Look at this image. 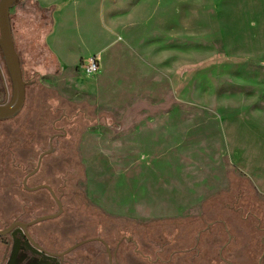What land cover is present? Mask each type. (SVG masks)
Instances as JSON below:
<instances>
[{"label": "rangeland", "instance_id": "obj_1", "mask_svg": "<svg viewBox=\"0 0 264 264\" xmlns=\"http://www.w3.org/2000/svg\"><path fill=\"white\" fill-rule=\"evenodd\" d=\"M24 3L10 19L32 84L11 124L25 138L43 111L50 137L51 120L64 111L59 164L75 191L68 207L86 223L100 220L97 232L106 223L113 236L133 234L145 247H197L193 264H264V0ZM94 53L100 69L88 75L81 65ZM142 153L149 158L140 173ZM49 161L56 165V154ZM99 174L113 206L177 214L98 217L87 195L89 177Z\"/></svg>", "mask_w": 264, "mask_h": 264}, {"label": "flooded vegetation", "instance_id": "obj_2", "mask_svg": "<svg viewBox=\"0 0 264 264\" xmlns=\"http://www.w3.org/2000/svg\"><path fill=\"white\" fill-rule=\"evenodd\" d=\"M24 2L17 0L10 9L19 3L24 6ZM19 59L22 67L20 55ZM7 78L11 81L0 48V104L8 102L12 96V82L11 88L5 86ZM23 79L26 88L32 84L29 77L23 75ZM25 94L24 105L26 89ZM34 98V105L42 109L43 97L37 93ZM61 100L63 96L57 93V106L52 107L57 112L63 110L59 106ZM19 113L0 119V264H145V260L149 264H193V251L197 247L171 250L164 243L152 249L140 244L133 234L113 236L111 225L106 226V223L101 224L105 226L104 233L97 232L95 222L100 220L86 223L91 221L86 220L87 216L68 207L75 191H67L73 184L65 181L63 166L59 164L63 163V151L58 147L65 133L61 123L64 111L51 120L55 131L50 137L48 117L43 111L35 115L34 132L26 129L25 138L20 137L16 126L11 124ZM54 139H57L56 147ZM34 147L40 149L37 156ZM51 154H56V165H50ZM87 201L103 212L98 217H112L89 198Z\"/></svg>", "mask_w": 264, "mask_h": 264}, {"label": "water", "instance_id": "obj_3", "mask_svg": "<svg viewBox=\"0 0 264 264\" xmlns=\"http://www.w3.org/2000/svg\"><path fill=\"white\" fill-rule=\"evenodd\" d=\"M16 1L17 0L0 1V48L4 55L13 88L11 99L6 103L0 104V119L12 118L17 115L24 106L26 95V82L23 79L22 67L15 47L9 13L10 8ZM261 262L262 258L259 260V264H261Z\"/></svg>", "mask_w": 264, "mask_h": 264}, {"label": "crops", "instance_id": "obj_4", "mask_svg": "<svg viewBox=\"0 0 264 264\" xmlns=\"http://www.w3.org/2000/svg\"><path fill=\"white\" fill-rule=\"evenodd\" d=\"M46 1V0H45ZM49 4L50 3H48V4H40L42 7H44L45 9L46 8H49ZM53 43L57 46V47H60L59 46V44H57V43H55L54 41H53ZM56 52V51H55ZM56 54L58 55V60H59V62L61 63V65H62V56L60 55V54H58L57 52H56ZM91 55H96L95 53L94 54H91ZM84 60V59H83ZM144 121H143V119H141L140 118V121H139V123H138V125L137 126H141V124L143 123ZM153 122L154 121H146L145 123H149L148 124V126H151V125H154L153 124ZM159 122V125H164V123L163 124H161V122L160 121H158ZM165 122V121H164ZM168 122H169V120H168ZM189 129H187V128H185V135H187L188 134V132H189V134L191 133L190 131H188ZM111 140H109V144H111ZM185 144L187 145V142L185 141ZM170 149V148H169ZM171 150H173V149H170L169 151H171ZM107 154H108V156H111V157H115V155H114V153L113 152H109V151H106V150H104ZM186 152H187V150H186ZM159 157V156H158ZM162 157H164V156H161V158ZM147 158H149V155L148 154H146V153H142L141 155H140V173L141 172H143V170H144V165H142V161H146L147 160ZM152 158H156V157H152ZM170 160H171V158H169ZM152 160H150V161H147L146 162V164H145V167H147V168H150V167H152ZM144 164V163H143ZM96 171V170H95ZM98 171V170H97ZM101 171H103V170H101ZM93 174H96V173H94L93 172ZM104 176V175H103ZM101 174H99L98 176H96L94 179L92 178V177H89V183H88V198H89V200L92 202V203H94V204H96V205H98L99 207H101L102 209H105L107 212H109V213H111V214H115V215H126V216H131V217H133V218H137V219H140V220H146V219H152V218H158V217H164V216H172V215H175V214H177V212L176 211H169V212H166V213H162V212H151L150 210H144V209H142L138 204H132V206H131V208L132 209H130V210H128L126 207L125 208H122L121 207V209L120 208H118V207H116V206H118L117 204H116V206H113V204H112V201L108 198V196H110L111 194H112V192H113V190L111 189V191L110 190H108L106 187H105V179H102L101 177H103ZM110 178H112V176H109ZM93 179V180H92ZM102 183V184H101ZM94 185L93 186V188H91V185ZM99 184V185H98ZM100 184H101V186H100ZM260 188V187H259ZM104 189H106V191L104 190ZM261 189V188H260ZM91 190V191H90ZM92 190H93V192H92ZM187 191H188V188L186 189ZM262 190V189H261ZM263 191V190H262ZM264 192V191H263ZM113 201H115V200H113ZM187 204H189V199H185V205H187ZM111 205V206H110ZM120 205H123V207H124V204H119V206ZM141 208V209H140Z\"/></svg>", "mask_w": 264, "mask_h": 264}, {"label": "built area", "instance_id": "obj_5", "mask_svg": "<svg viewBox=\"0 0 264 264\" xmlns=\"http://www.w3.org/2000/svg\"><path fill=\"white\" fill-rule=\"evenodd\" d=\"M81 69L88 75L98 72L100 69L99 57L97 55H91L84 59Z\"/></svg>", "mask_w": 264, "mask_h": 264}, {"label": "trees", "instance_id": "obj_6", "mask_svg": "<svg viewBox=\"0 0 264 264\" xmlns=\"http://www.w3.org/2000/svg\"><path fill=\"white\" fill-rule=\"evenodd\" d=\"M46 9H49V8H46Z\"/></svg>", "mask_w": 264, "mask_h": 264}]
</instances>
